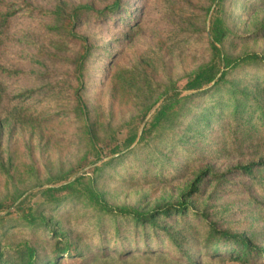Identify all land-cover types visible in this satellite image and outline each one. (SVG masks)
<instances>
[{
    "label": "rangeland",
    "instance_id": "374dc122",
    "mask_svg": "<svg viewBox=\"0 0 264 264\" xmlns=\"http://www.w3.org/2000/svg\"><path fill=\"white\" fill-rule=\"evenodd\" d=\"M2 1L15 15L0 41V67L18 75H0V203L16 202L39 222L25 229L18 213L0 222V264H19L26 247L45 261L51 231L77 248L78 256L60 264H190L150 226L143 236L83 198L42 202L75 191L73 184L59 187L70 179L91 178L92 167L77 166L94 160L95 149L154 122L166 90L187 94V78L211 62L206 24L213 0H122L123 8L112 14L82 16L72 32L87 38L92 54L81 84L73 77L81 47L64 28L75 8L103 10L112 0ZM222 16L228 30L223 52L264 58V0H223ZM254 64L231 71L212 93L181 102L153 137L119 159L102 160L93 176L111 208L148 214L187 206L182 215L175 210L156 222L186 236L189 247L181 249L195 264H238L203 257L199 244L208 227L264 244V64ZM82 117L94 127L97 148L86 141ZM244 166H251L248 175L238 169ZM132 229L143 241L129 234L121 239ZM153 245L159 247L150 254ZM108 247L116 252L102 253Z\"/></svg>",
    "mask_w": 264,
    "mask_h": 264
},
{
    "label": "trees",
    "instance_id": "16d2710c",
    "mask_svg": "<svg viewBox=\"0 0 264 264\" xmlns=\"http://www.w3.org/2000/svg\"><path fill=\"white\" fill-rule=\"evenodd\" d=\"M222 1L223 0H213L208 8L207 13V41L210 50L211 62L209 63V65H204L197 68L187 78L183 90L187 94H180V91H177L176 88L171 89V91L166 90V92H164V95L160 96L161 103L163 101L164 102L159 105V109L157 108L158 110L153 117L154 122H149L148 124L145 123L142 126L141 131L136 132V134L134 135L128 136L123 139H118L115 141V144H108V148L106 146L103 151L100 149H95L97 152L94 156V160L89 162L87 160H82L77 166L80 167V171L84 168L83 165L92 167L91 170L87 172L90 173L92 177L85 178L86 176L82 175L62 183L59 187L73 184L76 186V190L68 194L67 196L59 198L52 202L43 201V204L47 206L59 205L66 200L83 198L88 201L92 209L108 215L107 217H120L127 223L134 224V227L138 228L139 231L142 230L143 236H147L150 232L146 229L149 226L152 232H161L164 236H168L170 239L169 243L171 247H176L180 252L178 260L184 259L186 261H189L190 264H195L192 262V260H190L191 258L190 255H188V250L181 249L182 247H189L187 244L186 236L182 235L180 232H172L168 229L162 228L160 224L156 222L157 216H160L161 219L167 218L169 216L168 214L170 212L173 213V211L175 210L178 216L182 215V211L185 208L188 209L187 206L182 205L179 209H177L176 207H172L170 208V210L166 211L154 208L148 214H140L134 210L125 211L121 208H111L94 187L93 176H95L98 169L102 166V160L107 159L108 161H113L114 159H119L121 155L128 151V149L130 150L133 146L136 147L153 137L162 126L161 120L166 117V115H175V113H177L178 106H180V103L184 100H187L192 96L206 95L209 91L212 93L216 89V87L223 85L226 82L225 77L233 70L238 71L240 68L248 64H264V58L258 56L257 54H246L240 57H230L223 52V39L227 36L228 30L223 21ZM121 3L122 0H112L111 4L105 7L103 10H94L92 7L84 5L75 8L71 13L69 28H64V33H66L67 36H71L72 38L77 39V42L81 47V54L77 57V59L74 60L73 72V77L77 81H79L80 84L81 77L83 76V69L87 62L90 60V55L92 53L88 47L87 38L73 34L72 31L74 27H77V25L81 21L82 16L85 17L88 16V13H91L93 14V18H99L102 16H106L109 12L110 14H112L119 10L120 7L123 8V5L121 6ZM43 14H45V16L52 15L48 12H43ZM14 15L15 12L10 10V6L8 4H4L3 1L0 0V41L6 39V32ZM55 15L58 16L59 14L57 13ZM0 75L15 77L16 75H18V72L14 69H3L0 67ZM169 93L171 94L167 97ZM34 94L35 93L31 91L29 95L33 96ZM75 98L78 109L81 111V113H85L81 98L79 96H76ZM169 102H171L172 104L168 105ZM261 119H263V116H261ZM82 121L88 145L90 144L93 148H97L99 142L96 139L92 123L85 122L84 117H82ZM155 164L158 165V162L154 161L153 167ZM238 169L243 174L248 175L251 171V166H244ZM14 203L16 202L5 205H2L0 203V222H2L5 217L17 213L21 214L23 219L25 218V220L23 221L25 229H28L39 222L37 219H30L29 217L31 214H27L19 207V205H14ZM12 206H14V210L11 213L3 214L6 211H9ZM134 231L137 230L132 229L130 233L123 234L121 239L129 234L130 236L132 235L133 241H143V237L138 236L137 233L136 236L135 234H133ZM117 232H119V228H117V230H113V233ZM65 237V234L58 235L51 231L50 238L52 239L53 244L48 252L49 257L45 261H42L39 258L38 252H36L31 247H26L22 256H19L18 258L19 264H60L61 261H64L67 258H74L78 256L75 254L77 253L75 252L77 251V248L75 246L70 244V242H68L67 240L62 241V238ZM98 240L100 241V239ZM199 246L201 252H203V257L214 262L230 261L237 262L238 264H264V244L262 246H258L248 238H245L242 235L232 234L228 231H219L216 228L208 227L203 232L200 238ZM110 247L112 248V246ZM110 247L103 249L102 253H104L105 255H111V253L116 252V250H112ZM158 247V245L150 246L147 252H149L150 254H154L156 253ZM135 251H137V248H135ZM3 256L4 253L0 248V262L3 259Z\"/></svg>",
    "mask_w": 264,
    "mask_h": 264
}]
</instances>
